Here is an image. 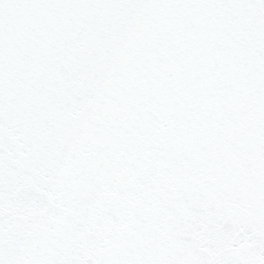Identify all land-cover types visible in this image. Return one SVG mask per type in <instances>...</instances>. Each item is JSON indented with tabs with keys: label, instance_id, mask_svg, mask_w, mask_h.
Masks as SVG:
<instances>
[{
	"label": "snow or ice",
	"instance_id": "1",
	"mask_svg": "<svg viewBox=\"0 0 264 264\" xmlns=\"http://www.w3.org/2000/svg\"><path fill=\"white\" fill-rule=\"evenodd\" d=\"M0 264H264V0H0Z\"/></svg>",
	"mask_w": 264,
	"mask_h": 264
}]
</instances>
